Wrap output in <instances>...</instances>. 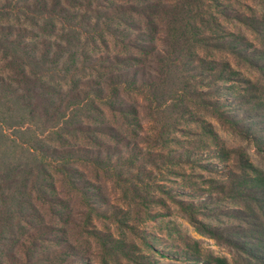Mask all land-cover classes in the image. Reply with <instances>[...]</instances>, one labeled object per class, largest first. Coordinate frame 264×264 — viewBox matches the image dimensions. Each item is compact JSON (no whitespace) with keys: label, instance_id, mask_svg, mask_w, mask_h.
<instances>
[{"label":"trees","instance_id":"16d2710c","mask_svg":"<svg viewBox=\"0 0 264 264\" xmlns=\"http://www.w3.org/2000/svg\"><path fill=\"white\" fill-rule=\"evenodd\" d=\"M226 56L264 77V19L224 0H0V264H89L104 188L139 192L127 175L146 185L142 170L153 172L134 173L138 157L192 134L202 119L191 114L264 143L218 97L220 83L235 80ZM178 151L177 165L200 156L195 146ZM247 158L236 167L263 188ZM195 203L204 213L207 202ZM215 228L205 232L217 239ZM258 230L264 236V222ZM243 249L246 264H264V245Z\"/></svg>","mask_w":264,"mask_h":264},{"label":"rangeland","instance_id":"374dc122","mask_svg":"<svg viewBox=\"0 0 264 264\" xmlns=\"http://www.w3.org/2000/svg\"><path fill=\"white\" fill-rule=\"evenodd\" d=\"M224 1L239 12L264 19V5L255 0ZM247 5L256 11L251 12ZM242 31L254 40L249 30ZM225 59L231 60L235 80L221 82L224 93L218 97L226 101L230 112L240 111L247 126L259 127L264 133V77L238 66L231 56ZM237 96H241V104L235 106L232 101ZM191 117L202 119L191 123L192 134L174 133L172 142L148 146L138 157L131 168L134 173L143 166L153 172L142 170L151 181L146 179V185L143 178L128 172V178L139 180V192L126 190L118 182L104 188L110 201L89 226L102 232L94 240L93 253L88 254L89 264H246L250 257L243 247L264 245L260 241L264 236L258 232V225L264 222V185L260 188L256 172L248 175L236 167L248 157L247 164L264 172V143L236 135L230 126L204 111ZM145 127V131L150 128L149 124ZM183 146L200 150L198 160L175 164ZM232 168L236 173L229 179ZM200 201L207 202L202 214L201 205H195ZM208 227L221 229L220 236L216 239L205 232Z\"/></svg>","mask_w":264,"mask_h":264}]
</instances>
